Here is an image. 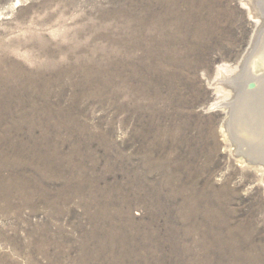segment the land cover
<instances>
[{
	"label": "rangeland",
	"instance_id": "1",
	"mask_svg": "<svg viewBox=\"0 0 264 264\" xmlns=\"http://www.w3.org/2000/svg\"><path fill=\"white\" fill-rule=\"evenodd\" d=\"M159 1L0 0V264H264V0H176L187 53L132 73Z\"/></svg>",
	"mask_w": 264,
	"mask_h": 264
},
{
	"label": "bare ground",
	"instance_id": "2",
	"mask_svg": "<svg viewBox=\"0 0 264 264\" xmlns=\"http://www.w3.org/2000/svg\"><path fill=\"white\" fill-rule=\"evenodd\" d=\"M165 1V0H164ZM164 1L160 0V8L158 9L161 10L160 12H155L152 13L150 15H144L142 17H140V15H136L134 13H126V17L127 19L126 21V26H121L119 29V39H118V64L120 67H123L125 65H130L132 73H137L139 72V67L142 66V68H144V70L148 71V73L151 75H153L154 73H163V71H167L170 69V67L174 64H176V62L182 59L183 54L187 53L186 51L184 52L183 49H181V45L183 44L182 42L184 41V43L186 42V40H189L188 38H186L184 35V33L181 32L180 39L178 41H182L181 43H179L178 41H175V35L177 33H179V29H181V25H180V17L177 16L179 14V6H178V1L176 0H170L167 1L169 3V6H171V14L168 13L166 7L164 6ZM180 1V0H179ZM156 2V1H155ZM201 2H203L202 0H197L196 4L198 5L197 7L200 9L199 11H202L205 5L200 4ZM156 4V3H155ZM133 5V4H132ZM157 5V4H156ZM126 6V5H125ZM195 6V5H194ZM129 7V6H128ZM156 7V6H155ZM206 7V6H205ZM185 8V6H184ZM256 8V7H255ZM143 9V8H142ZM148 9V8H147ZM143 11V10H142ZM187 11V9H186ZM183 12V11H182ZM150 13V12H149ZM201 13V12H200ZM209 13V12H208ZM252 13L254 14V16H260L258 14H256V12H254V10L252 9ZM202 14V13H201ZM170 19V20H168ZM201 23H204V20L200 19ZM186 22V21H185ZM200 23V24H201ZM202 23V24H203ZM183 24V23H182ZM198 26V34L200 36H202V32H201V26ZM203 29V28H202ZM197 30V29H196ZM194 31V30H193ZM184 32V31H183ZM188 37V36H187ZM208 37V36H207ZM198 38V37H196ZM195 41V40H193ZM178 42V43H177ZM254 42V41H253ZM256 42V41H255ZM109 43V42H108ZM191 43V42H190ZM206 45V44H205ZM116 48V49H117ZM263 48V47H262ZM251 49V48H250ZM142 51L141 56H137L136 51ZM190 51V50H189ZM188 51V52H189ZM251 51V50H250ZM262 51V50H261ZM100 53V52H99ZM248 53H250L248 51ZM107 56V55H106ZM138 60V62L140 61L141 63H139L140 66L138 65H132L134 62V59ZM149 61L151 62V66L149 65L147 68L143 66L144 62L145 64H148ZM249 61V60H248ZM0 62H2V60H0ZM132 63V64H131ZM184 63V62H183ZM202 63V62H201ZM180 64V63H179ZM104 65V64H103ZM264 65V64H262ZM205 66V65H204ZM191 67V66H190ZM250 67V65H249ZM81 68V66H80ZM79 68V69H80ZM104 68V67H103ZM129 68V66H128ZM181 68V67H180ZM113 69V68H112ZM121 69V68H120ZM130 69V68H129ZM247 69V68H246ZM104 70V69H103ZM123 71V68L121 69ZM125 70V69H124ZM196 70V69H195ZM248 70V69H247ZM78 71V70H77ZM94 71V70H93ZM92 71V72H93ZM100 71V70H98ZM102 71V70H101ZM141 71V70H140ZM7 72V71H6ZM103 72V71H102ZM111 74V71H109ZM131 72V71H129ZM168 72V71H167ZM219 75H221L222 77L224 76L222 73V70H219ZM8 73V72H7ZM69 73V72H68ZM99 73V72H98ZM106 72H104L105 74ZM147 73V74H148ZM170 74V72H169ZM126 75V74H123ZM164 76H167L165 74H163ZM12 76V75H11ZM18 76V75H17ZM122 76V75H121ZM258 76V75H257ZM2 77V76H1ZM33 77V76H32ZM115 77V75H114ZM124 77V76H123ZM138 77V76H137ZM168 77V76H167ZM256 77V76H255ZM3 78V77H2ZM7 78V77H6ZM5 78V79H6ZM9 78V77H8ZM13 78V77H12ZM60 78V77H59ZM106 78V77H105ZM170 79H172V77H168ZM252 78V77H251ZM258 78V77H257ZM261 78V77H260ZM217 79H220L217 77ZM57 80V79H56ZM105 80V79H104ZM103 80V81H104ZM120 80V79H119ZM124 80V79H123ZM135 80V79H134ZM174 80V79H173ZM253 81V78L251 79ZM93 81V80H92ZM95 81V80H94ZM133 81V80H132ZM254 81H256L254 79ZM11 81L8 82V85ZM100 82V81H99ZM259 82V81H258ZM90 83V82H89ZM92 83V82H91ZM96 83V82H95ZM105 83V82H104ZM112 83V82H111ZM133 83V82H132ZM213 83V82H212ZM29 84V83H28ZM118 84V83H117ZM129 84V83H128ZM127 84V85H128ZM147 84V83H146ZM219 84V83H218ZM7 85V84H6ZM21 85V84H20ZM24 85V84H23ZM88 85V84H87ZM119 85V84H118ZM132 85V84H131ZM131 85H128L129 87L132 88ZM173 85V84H172ZM38 86V85H37ZM73 87V86H72ZM114 87V86H113ZM11 88V87H10ZM13 88V87H12ZM118 88V87H117ZM42 89V88H41ZM170 89V87H169ZM1 90V88H0ZM3 90V89H2ZM12 90V89H11ZM23 90V89H22ZM17 91V90H16ZM47 91V90H46ZM134 91V90H133ZM145 91V90H144ZM232 91V90H231ZM18 92V91H17ZM16 92V93H17ZM42 92V91H41ZM45 92V91H44ZM137 91H135L136 93ZM139 92V91H138ZM3 93V92H1ZM0 93V94H1ZM20 93V92H19ZM94 93V92H93ZM256 93V92H255ZM7 94V93H6ZM110 94V93H109ZM144 94V93H143ZM199 94V93H198ZM50 95V94H49ZM165 95V94H164ZM183 95V94H182ZM252 95V94H251ZM28 96V94H27ZM255 96V95H254ZM19 97V96H18ZM43 97V96H42ZM135 97V96H134ZM3 98V97H2ZM26 98V97H23ZM22 98V99H23ZM29 98V97H28ZM10 99V98H9ZM34 99V98H32ZM49 99V98H48ZM3 100V99H2ZM44 100V99H43ZM4 101V100H3ZM8 101V100H7ZM11 100H9L10 102ZM19 101V100H18ZM24 101V100H23ZM27 101V100H26ZM73 101V100H72ZM20 102V101H19ZM25 102V101H24ZM172 102V101H171ZM17 103V102H16ZM26 103V102H25ZM45 103V102H44ZM51 103V102H50ZM57 103V101H56ZM222 103V102H221ZM4 104V102H3ZM32 104V103H31ZM37 104V103H36ZM8 105V104H7ZM18 105V103H17ZM44 105V104H43ZM49 105V104H48ZM215 105V104H214ZM224 105V104H223ZM1 106V105H0ZM10 106V105H9ZM13 106V105H12ZM34 106V105H33ZM51 106V105H50ZM62 106V105H61ZM20 107V106H19ZM47 107V105H46ZM45 107V108H46ZM139 107V106H138ZM225 107V106H223ZM237 107V106H236ZM7 108V107H5ZM15 108V107H14ZM23 108V107H22ZM31 108V106H30ZM49 108V107H48ZM214 108V107H213ZM16 109V108H15ZM19 109V108H18ZM181 110V109H180ZM11 111V109H10ZM35 112V111H34ZM53 113V112H52ZM66 113V112H65ZM72 113V112H71ZM172 113V112H171ZM229 113V112H228ZM19 114V112H18ZM29 114V113H28ZM33 114V113H32ZM41 114V113H40ZM50 114V113H49ZM57 114V113H56ZM237 114V113H236ZM5 115V114H4ZM53 115V114H51ZM67 115V114H66ZM176 115V114H175ZM32 116V115H31ZM1 117V116H0ZM36 117V116H35ZM10 118V117H9ZM8 118V119H9ZM52 118V117H51ZM54 118V117H53ZM178 118V117H177ZM264 118V117H263ZM40 119V118H39ZM2 120V119H1ZM15 120V119H14ZM22 120H24L23 122H29L32 123L31 121H26V119L24 117H22ZM42 120V119H41ZM59 120V119H58ZM68 120V119H67ZM13 121V120H12ZM57 121V120H56ZM62 121V120H61ZM1 122V121H0ZM38 122V121H36ZM66 122V121H65ZM18 123V121H17ZM40 123V122H39ZM56 123V122H55ZM54 123V124H55ZM226 123V122H225ZM256 123V122H255ZM67 124V122L65 123ZM64 124V125H65ZM45 125V124H43ZM49 125V124H48ZM7 127V126H6ZM10 127V126H9ZM181 128V127H180ZM9 133V132H7ZM6 131L3 134H7ZM84 134V133H83ZM81 134V135H83ZM261 134V133H259ZM41 135V134H40ZM262 135V134H261ZM2 136V135H1ZM0 136V137H1ZM6 137V136H5ZM2 138V137H1ZM44 138V137H43ZM3 140V139H2ZM7 140V139H6ZM12 140V139H11ZM14 140V139H13ZM17 140V139H16ZM10 141V140H9ZM5 142V141H4ZM12 142V141H11ZM20 142V141H19ZM13 144V143H12ZM15 144V143H14ZM1 145V144H0ZM6 145V144H5ZM32 145V144H31ZM8 146V144H7ZM27 146V145H26ZM16 147V146H14ZM33 147V146H32ZM0 148H3L0 147ZM6 148V147H5ZM18 149V147H17ZM38 149V148H37ZM45 150V149H44ZM14 151V150H13ZM56 151V150H55ZM2 154L3 150L0 151ZM12 152V150H11ZM22 152V151H21ZM15 153V152H14ZM20 153V152H19ZM40 153V152H39ZM56 153V152H55ZM10 154V153H9ZM16 154V153H15ZM14 154V156H15ZM23 154V152H22ZM19 155V154H18ZM40 155V154H39ZM13 156V157H14ZM28 156V155H27ZM8 157V156H7ZM12 157V158H13ZM15 158V159H14ZM13 161L8 162L7 163V158L4 159V161H6L4 163L5 168L8 165H12L14 163L13 167H19L21 165V162H19V160H17L18 158L14 157ZM27 158V157H26ZM35 158V157H34ZM24 160V159H23ZM41 160V159H40ZM23 163V162H22ZM40 165V164H39ZM33 167V166H32ZM10 168V167H9ZM36 168V167H35ZM34 168V169H35ZM32 169V168H31ZM7 170V169H5ZM26 171V170H25ZM3 172V171H2ZM1 173V172H0ZM2 174V173H1ZM3 175V174H2ZM16 175V174H15ZM10 176V175H9ZM18 177V176H16ZM20 178V176L18 177ZM22 178V177H21ZM5 179V177H4ZM7 179V178H6ZM15 179V178H13ZM17 179V178H16ZM10 181V180H9ZM28 181V180H27ZM26 181V182H27ZM14 183V181H13ZM23 183V182H22ZM3 184H7V182L5 180H3L0 177V188H4ZM11 185V184H10ZM8 185L7 188H12L13 186ZM20 188V187H19ZM14 189V188H13ZM6 190V189H5ZM9 190V189H8ZM63 191V190H62ZM10 192V191H9ZM1 193V192H0ZM15 194V192H14ZM3 196V195H2ZM7 195H5L6 197ZM20 196V195H18ZM12 197V196H11ZM15 197V196H14ZM0 198H1V194H0ZM9 198V197H8ZM2 200V199H1ZM17 201V199H16ZM24 201V200H23ZM1 202V201H0ZM10 204V203H9ZM8 205V203L6 204ZM26 205V204H24ZM23 205V206H24ZM2 206V205H1ZM10 206V205H9ZM19 206V205H18ZM21 206V204H20ZM5 207V206H4ZM17 207V206H16ZM15 207V208H16ZM11 208V206H10ZM1 210V208H0ZM6 210V209H5ZM190 210V209H189ZM12 211V210H11ZM8 213V211H6ZM1 214V213H0ZM180 216V215H179ZM1 220V219H0ZM132 241V240H131ZM213 241V240H212ZM122 242V241H121ZM133 245V244H132ZM123 246V245H122ZM134 247V246H133ZM140 247V246H139ZM132 248V247H131ZM139 249V248H138ZM132 252V251H131ZM133 261V260H132ZM128 262V261H127ZM117 263V262H116ZM133 264V262H131ZM126 264V263H125Z\"/></svg>",
	"mask_w": 264,
	"mask_h": 264
}]
</instances>
